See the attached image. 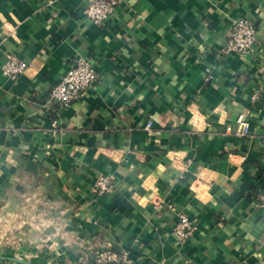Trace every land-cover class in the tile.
Listing matches in <instances>:
<instances>
[{"label":"crops","instance_id":"1","mask_svg":"<svg viewBox=\"0 0 264 264\" xmlns=\"http://www.w3.org/2000/svg\"><path fill=\"white\" fill-rule=\"evenodd\" d=\"M85 4L0 0V201L40 221L13 229L0 264H93L100 248L128 251L119 264H264V0H121L105 23ZM239 16L255 51L222 54ZM78 56L98 81L56 114L50 88ZM240 113L244 135L227 130ZM100 175L111 192H92Z\"/></svg>","mask_w":264,"mask_h":264},{"label":"built area","instance_id":"2","mask_svg":"<svg viewBox=\"0 0 264 264\" xmlns=\"http://www.w3.org/2000/svg\"><path fill=\"white\" fill-rule=\"evenodd\" d=\"M121 0H85V7L82 15L94 23H105L115 14ZM258 42L257 29L252 19L239 16L230 22L229 36L220 49L222 54H237L247 56L255 51ZM2 72L8 77H16L26 69V63L21 61L16 55L8 54L1 65ZM99 75L96 61L86 56H78L68 65L60 80L55 83L49 91L50 102L57 104L56 114L61 109L69 106L73 101L79 99L85 90L95 87ZM257 92L251 95V100L256 101ZM248 120L243 113L237 115L235 129L227 127V130L236 134L244 135L248 133ZM150 121L146 125L149 130ZM60 128L57 117L50 121V126L43 130L51 136H57ZM114 184L107 175L97 177L91 187L93 193L103 195L111 192ZM255 206L264 212V189L256 193ZM194 225L183 213L179 214L178 221L173 226V233L179 239L187 238L193 231ZM129 252L109 248H100L94 251L93 264H119L130 261Z\"/></svg>","mask_w":264,"mask_h":264},{"label":"rangeland","instance_id":"3","mask_svg":"<svg viewBox=\"0 0 264 264\" xmlns=\"http://www.w3.org/2000/svg\"><path fill=\"white\" fill-rule=\"evenodd\" d=\"M21 212L25 211L26 213H30L31 215L33 214V211L31 210V207L26 204H21ZM11 204L10 203H2L0 201V255H5L8 253H11V249H15L18 247H12L13 244L16 242V237L13 233V229L18 226V224L22 223V221H25L26 223L29 224L31 223H36L39 224L40 221H33L32 218L29 216L25 217L26 215H23V219H19L18 216H12V213L14 212L11 209ZM31 211V212H30ZM15 213H18L17 211ZM15 219H14V218ZM22 233H25L23 229H21ZM27 248V247H25ZM27 252H23V256L26 257Z\"/></svg>","mask_w":264,"mask_h":264},{"label":"water","instance_id":"4","mask_svg":"<svg viewBox=\"0 0 264 264\" xmlns=\"http://www.w3.org/2000/svg\"><path fill=\"white\" fill-rule=\"evenodd\" d=\"M13 260H17V261H20L19 259H13ZM20 262H23V261H20Z\"/></svg>","mask_w":264,"mask_h":264}]
</instances>
